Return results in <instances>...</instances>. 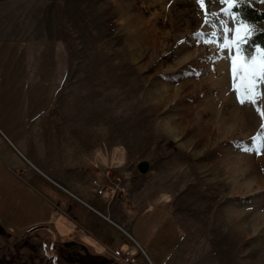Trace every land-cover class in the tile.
Returning <instances> with one entry per match:
<instances>
[{
  "label": "rangeland",
  "instance_id": "374dc122",
  "mask_svg": "<svg viewBox=\"0 0 264 264\" xmlns=\"http://www.w3.org/2000/svg\"><path fill=\"white\" fill-rule=\"evenodd\" d=\"M210 7L219 19L197 0H0V264H125L116 249L264 264V117L237 100L219 46L236 22ZM106 168L124 181L113 200L96 184ZM73 194L117 221L168 211L152 238L108 224L101 248L39 227L40 209L68 226L88 215Z\"/></svg>",
  "mask_w": 264,
  "mask_h": 264
},
{
  "label": "snow or ice",
  "instance_id": "6c2138e0",
  "mask_svg": "<svg viewBox=\"0 0 264 264\" xmlns=\"http://www.w3.org/2000/svg\"><path fill=\"white\" fill-rule=\"evenodd\" d=\"M202 9L210 16L219 19V14L212 11L210 5L213 0H197ZM219 4L226 5L220 12L228 15L236 22L233 28L228 21H223L221 27L228 33L226 38L220 39L219 46L225 51L230 60V75L233 91L237 94L238 102L243 105H251L264 117V110L260 104L264 103V46H257L258 52L250 50L253 43L252 33L257 31L246 21L239 18L237 8L247 4L248 0H218ZM208 4V7L205 5ZM211 24L212 21H209ZM213 35H217L213 33ZM222 35V34H221Z\"/></svg>",
  "mask_w": 264,
  "mask_h": 264
},
{
  "label": "crops",
  "instance_id": "0c3cea01",
  "mask_svg": "<svg viewBox=\"0 0 264 264\" xmlns=\"http://www.w3.org/2000/svg\"><path fill=\"white\" fill-rule=\"evenodd\" d=\"M100 161L101 162L103 161L102 156ZM1 166H3L2 162L0 163V168H2ZM94 166L96 170L99 171L101 170L99 168L100 166L99 163L94 162ZM34 167L36 166L34 165ZM7 175H8L7 173L0 170V184H4L6 182V179H4L3 177ZM73 196L77 198V200L81 201L84 205H86L88 215L84 212L83 213L77 212L78 217L74 218V222H73L74 224L72 225L70 224L68 226L65 223H62L59 218L53 219L50 216L53 219L51 221V218L47 216L48 213L46 212V210L40 209L42 214V224L39 225V227H46L50 229V231H52L56 236L59 237L62 236L65 238L76 237L77 239L83 240L85 241V243L91 246L96 245L101 248H104V245L110 246V241L113 236V231L111 227H109L110 224L122 230L123 232L128 233L127 228L132 229L136 225V223H139V228L142 227L144 235H146L147 232L149 237L152 238V235L156 234L159 231V229L157 230L156 226L161 223V222L158 223L159 219H157V216H159L160 213H164L165 211L166 212L168 211L167 206L159 205V204H150L141 207L129 221L128 220L126 221L124 219L117 221L110 218L108 219L104 218L103 214L106 213L105 211L107 209L108 202L102 200L101 198H99V196L96 195L90 196L91 197L90 201H87L82 197L77 196L76 194H73ZM39 206H41V204ZM49 209L51 212L53 208L50 207ZM93 212L95 213L96 216L92 215ZM98 216H100V218ZM1 217L2 216H0V218ZM177 223H179L178 220ZM141 224L143 226H141Z\"/></svg>",
  "mask_w": 264,
  "mask_h": 264
},
{
  "label": "built area",
  "instance_id": "2783aa9c",
  "mask_svg": "<svg viewBox=\"0 0 264 264\" xmlns=\"http://www.w3.org/2000/svg\"><path fill=\"white\" fill-rule=\"evenodd\" d=\"M103 182H96L97 186L104 188L108 193L110 200L125 192V186L122 175L113 168H106L103 171ZM114 255L120 258L125 264H137V258L130 250H114Z\"/></svg>",
  "mask_w": 264,
  "mask_h": 264
},
{
  "label": "trees",
  "instance_id": "16d2710c",
  "mask_svg": "<svg viewBox=\"0 0 264 264\" xmlns=\"http://www.w3.org/2000/svg\"><path fill=\"white\" fill-rule=\"evenodd\" d=\"M260 0H248L247 4L237 8L239 18L246 21L250 26H254L257 31L253 32V43L249 46L250 50L257 51V46H264V8H259ZM264 1V0H263Z\"/></svg>",
  "mask_w": 264,
  "mask_h": 264
},
{
  "label": "water",
  "instance_id": "95a60500",
  "mask_svg": "<svg viewBox=\"0 0 264 264\" xmlns=\"http://www.w3.org/2000/svg\"><path fill=\"white\" fill-rule=\"evenodd\" d=\"M138 169L141 173H146L149 169V163L147 161H142L138 164Z\"/></svg>",
  "mask_w": 264,
  "mask_h": 264
}]
</instances>
